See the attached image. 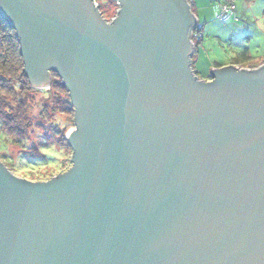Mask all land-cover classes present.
Returning a JSON list of instances; mask_svg holds the SVG:
<instances>
[{"label": "water", "instance_id": "95a60500", "mask_svg": "<svg viewBox=\"0 0 264 264\" xmlns=\"http://www.w3.org/2000/svg\"><path fill=\"white\" fill-rule=\"evenodd\" d=\"M0 0L33 87L75 108L69 170L0 160V264H264V63L193 65L186 0Z\"/></svg>", "mask_w": 264, "mask_h": 264}, {"label": "trees", "instance_id": "16d2710c", "mask_svg": "<svg viewBox=\"0 0 264 264\" xmlns=\"http://www.w3.org/2000/svg\"><path fill=\"white\" fill-rule=\"evenodd\" d=\"M233 16H235V11L226 21L231 20ZM203 29L204 23H202L201 29L196 30L199 36L193 57L194 67L196 66L199 44L204 39ZM250 60L252 59L246 57L238 62H230L228 65L256 67L258 63H250ZM222 66H226V64H219L215 67ZM51 77L50 89L33 87L25 70V59L18 31L0 13V136H2L0 143H5L3 150L9 142L21 144L23 148L20 151L19 164L31 168L47 166L56 169L61 166L62 158L72 152L66 132L67 129L75 125L73 100L61 77L53 71ZM40 92L46 99L37 101V95ZM37 105L41 107L40 116H36L34 113ZM64 115L68 118L62 119ZM38 116L40 118L47 116L45 120L48 123L40 121ZM30 128L33 131L39 130L42 135L33 149H30L27 144L30 139ZM49 132L54 138L53 141H50L48 137L47 133Z\"/></svg>", "mask_w": 264, "mask_h": 264}, {"label": "rangeland", "instance_id": "374dc122", "mask_svg": "<svg viewBox=\"0 0 264 264\" xmlns=\"http://www.w3.org/2000/svg\"><path fill=\"white\" fill-rule=\"evenodd\" d=\"M103 16L110 20L116 16L118 9L120 8L117 0H95ZM216 0H206L208 3L207 10L202 13V23H204V39L199 44L196 54V70L198 76L203 79H209L211 72L216 65L230 64V62H238L246 57L250 60V63H258L256 67L264 63V0H258L257 4H251L246 8L244 13H239L238 16H233L229 21H223L216 16L214 4ZM237 1V0H236ZM200 3L201 1L198 0ZM196 6L194 9L196 11ZM243 9V7H241ZM197 12V11H196ZM198 14V13H197ZM196 42V39H194ZM39 89V88H38ZM50 89V88H48ZM43 93L40 92L37 95V101L45 100ZM41 107L37 105L34 110L35 115H41ZM38 116V117H39ZM37 117V118H38ZM47 116L40 118V121L46 122ZM66 115L62 116V119H66ZM68 118V117H67ZM75 129V125L67 129L66 135L70 131ZM43 133V132H42ZM50 141H53L52 134L47 133ZM39 130H29V141L27 142L30 149L35 148V143L41 138ZM2 138V136H0ZM0 147V160L4 162L10 170H12L17 176L27 178L29 180H48L54 176H58L61 173L69 170L72 166L71 156L72 152L66 157L62 158L61 166L54 169L47 166L40 168L27 167L23 164H19V155L22 150V146L19 143H8V146L4 149L5 143ZM9 156V157H8Z\"/></svg>", "mask_w": 264, "mask_h": 264}, {"label": "built area", "instance_id": "2783aa9c", "mask_svg": "<svg viewBox=\"0 0 264 264\" xmlns=\"http://www.w3.org/2000/svg\"><path fill=\"white\" fill-rule=\"evenodd\" d=\"M192 10V12L194 13V15L197 17V24L195 25L194 29L192 30V36L191 39L193 41V47H194V51L192 54V60L196 51V47H197V38H198V34L196 33V30L201 29L202 28V23L198 17V14L196 13L195 9H194V4H195V0H186ZM96 4L98 5V3L96 2ZM236 8V4L233 0H217L216 1V12H217V17L220 18L223 21L228 20L229 18H231V16L233 15L234 11ZM119 10V9H118ZM118 14V12H117ZM116 16L112 17L110 20L108 21H112L114 20ZM194 39H196V42L194 41ZM262 65V64H261ZM236 66H240L237 65ZM245 68H252L255 69L257 67H247V66H243Z\"/></svg>", "mask_w": 264, "mask_h": 264}, {"label": "crops", "instance_id": "0c3cea01", "mask_svg": "<svg viewBox=\"0 0 264 264\" xmlns=\"http://www.w3.org/2000/svg\"><path fill=\"white\" fill-rule=\"evenodd\" d=\"M199 3L198 0H195L194 6H196V13H198V17L200 21L202 22L201 18L203 17L202 13H204L208 8V3L206 0H200ZM236 4V10L235 15L238 16L239 13H244L246 11V8L250 6L251 4H257L258 0H233ZM243 7V9H241Z\"/></svg>", "mask_w": 264, "mask_h": 264}, {"label": "flooded vegetation", "instance_id": "af4514ba", "mask_svg": "<svg viewBox=\"0 0 264 264\" xmlns=\"http://www.w3.org/2000/svg\"><path fill=\"white\" fill-rule=\"evenodd\" d=\"M102 12V11H101Z\"/></svg>", "mask_w": 264, "mask_h": 264}]
</instances>
